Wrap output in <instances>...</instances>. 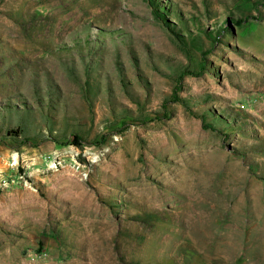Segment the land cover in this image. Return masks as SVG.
Masks as SVG:
<instances>
[{"label": "rangeland", "instance_id": "1", "mask_svg": "<svg viewBox=\"0 0 264 264\" xmlns=\"http://www.w3.org/2000/svg\"><path fill=\"white\" fill-rule=\"evenodd\" d=\"M158 2L0 0V264H264V0Z\"/></svg>", "mask_w": 264, "mask_h": 264}, {"label": "trees", "instance_id": "2", "mask_svg": "<svg viewBox=\"0 0 264 264\" xmlns=\"http://www.w3.org/2000/svg\"><path fill=\"white\" fill-rule=\"evenodd\" d=\"M149 2L151 4V6L154 8V13H155L156 17L158 19H160L165 24V26L168 28V30L172 34L177 36V39H179V41L185 43V40H184L185 36L180 35V33L173 28V26L170 24V22L166 18L165 8L162 5H160L158 0H149ZM226 32H229V27L227 26V23L223 26H220L215 35H213V33H210L209 36L211 38H213L216 42H219V40H220L219 38L221 36H224V34ZM176 94L177 93H175V95L173 96L174 100L176 102H180L185 107H188V103L182 97L177 96ZM2 110H4V111H1L0 113L8 112V113H12V114L15 113V114L21 115V116L28 115V114L30 115V113L33 111V109L31 107H29L27 103L24 104L23 107L22 106L20 107V105H18V104L6 105V106H4V109H2ZM202 118H203L204 123H205L206 119L204 117H202ZM204 126L208 129L217 130L215 127H213L212 125L207 124V123H205ZM20 137H21V134H20L19 130H11L10 129L7 132V134L4 136V139L18 140ZM75 139H76L75 142L77 144H80L79 143V140H80L79 137H76Z\"/></svg>", "mask_w": 264, "mask_h": 264}, {"label": "built area", "instance_id": "3", "mask_svg": "<svg viewBox=\"0 0 264 264\" xmlns=\"http://www.w3.org/2000/svg\"><path fill=\"white\" fill-rule=\"evenodd\" d=\"M16 157H13L12 165H16ZM28 181L25 179V176L22 174H14L8 176L6 179L3 180V188H18L22 186H27Z\"/></svg>", "mask_w": 264, "mask_h": 264}]
</instances>
